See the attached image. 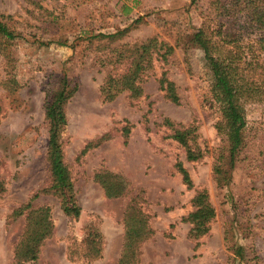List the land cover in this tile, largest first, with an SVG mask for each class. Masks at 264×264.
Masks as SVG:
<instances>
[{"label": "rangeland", "instance_id": "1", "mask_svg": "<svg viewBox=\"0 0 264 264\" xmlns=\"http://www.w3.org/2000/svg\"><path fill=\"white\" fill-rule=\"evenodd\" d=\"M247 1L0 0V22L20 35L13 41L0 37V264H15L29 220L26 211L19 217L14 211L30 202L34 209L49 208L53 226L33 264H118L125 207L138 193L153 230L139 246L138 264H264V94L244 104V144L229 170L227 142L216 128L220 115L210 103V75L193 41L200 28L254 38L261 31L247 26ZM126 28L119 40L92 39ZM154 37L174 52L167 64L153 60L143 94L103 100V79L129 67L126 59L114 63L119 49ZM106 58L111 63L101 66ZM163 72L177 88V105L158 88ZM63 78L76 87L64 106L67 123L58 140L81 209L77 220L52 195L47 161L44 107ZM165 119L195 128L189 146L202 152L201 160L186 161ZM179 161L192 189L177 172ZM215 165L226 171L228 184L218 183ZM103 172L125 179L124 195L105 196L94 180ZM201 190L216 215L209 232L194 241L182 219ZM92 233L102 255L89 261L84 241ZM238 246L245 248L244 259L233 253Z\"/></svg>", "mask_w": 264, "mask_h": 264}, {"label": "trees", "instance_id": "2", "mask_svg": "<svg viewBox=\"0 0 264 264\" xmlns=\"http://www.w3.org/2000/svg\"><path fill=\"white\" fill-rule=\"evenodd\" d=\"M255 2H258L255 4ZM245 17L249 25L261 31L254 38L242 34L225 35L222 30L209 31L205 28L198 29L193 35L195 45L203 52L206 68L209 72L210 103L220 115L216 128L227 142L226 167L234 168L237 154L244 144V130L246 127L244 104L264 94V6L260 0L246 2ZM128 29H123L111 34H98L92 39L119 40ZM0 37L6 41L19 39L20 35L9 30L6 24L0 22ZM46 45V44H43ZM174 52V47L151 38L129 49H119L114 63L127 60L129 67L120 75L108 74L100 86V94L105 101H111L121 93L128 92L132 98L143 94L142 84L148 77L153 60L157 63L167 64ZM112 58L102 59L101 66L106 62L111 63ZM158 88L164 97L172 104H179V96L175 84L163 72L158 79ZM76 87H71L67 78H63L58 91L45 103V120L48 125V150L47 161L52 178L50 187L52 195L60 200L63 213L77 220L81 209L78 206L69 172L62 162V151L58 136L67 123L64 106L75 92ZM163 125L172 130L171 138L186 151V161L196 162L203 158L199 150H192L189 142L196 139L195 128L175 124L165 119ZM128 129L124 135L128 136ZM177 172L181 175L187 189L193 188V183L182 162L176 163ZM218 183L228 184L226 171L220 165L213 167ZM96 183L104 190L108 199L118 198L125 194L128 183L117 174L103 172L95 175ZM4 191V184L0 181V194ZM141 193L135 195L127 203L124 211L123 227L124 242L118 264H138L139 246L153 235L149 225V217L141 208ZM27 212L28 231L17 247L14 256L15 264H33L39 254L42 243L52 235L50 210L47 207L34 209L30 203L14 211L19 217ZM208 193L198 191L191 200V211L182 219L190 225L188 238L197 241L210 230V224L215 218ZM89 261L99 259L102 255L99 236L95 233L88 234L84 241ZM236 257L245 258V248L238 246L233 249Z\"/></svg>", "mask_w": 264, "mask_h": 264}]
</instances>
